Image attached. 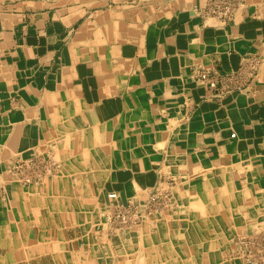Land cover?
Returning <instances> with one entry per match:
<instances>
[{"label": "crops", "instance_id": "1", "mask_svg": "<svg viewBox=\"0 0 264 264\" xmlns=\"http://www.w3.org/2000/svg\"><path fill=\"white\" fill-rule=\"evenodd\" d=\"M143 1L0 4V174L54 158L0 198V264H236L237 234L264 224V65L234 92L197 79L264 64V9L222 26L207 0ZM171 179L180 213L128 240L96 227Z\"/></svg>", "mask_w": 264, "mask_h": 264}, {"label": "rangeland", "instance_id": "2", "mask_svg": "<svg viewBox=\"0 0 264 264\" xmlns=\"http://www.w3.org/2000/svg\"><path fill=\"white\" fill-rule=\"evenodd\" d=\"M8 1H14V0H0V4L8 2ZM140 1L144 2L143 0H140ZM157 1L159 0H155V2ZM169 1L170 0H165V2H169ZM256 1L257 0H250V5H252L251 3H256ZM234 2H235L234 3L235 9H239L241 3H242L241 4L242 10L246 9L247 3L249 5L248 0H234ZM257 4L259 5L260 8L264 9V0H258ZM205 5L206 3L202 5V7H204ZM235 22L236 20H232L229 24H234ZM211 23L214 25L222 24L221 21H218L216 19L212 20ZM229 24H227L226 26H228ZM222 26H225V25H222ZM263 65L264 64L261 63L260 69H262ZM260 69H259V72L261 71ZM259 74L260 73H257L255 77L253 78V80L258 78ZM46 158L47 156L42 158L41 160H37L32 166H31V163L33 160L31 162L28 160H25V162H22V159L20 158H18V160L14 164H11L10 165L11 167H9L7 174L5 173L0 174V198L2 197L1 199H4L7 196L5 191L7 189V186H9L12 183V181L28 186L32 183H35L36 181H41L43 178L48 176L49 174L48 173L46 174V172L48 171L47 167L49 165H53L54 158L52 157L50 160ZM56 159H58V157ZM56 168L59 170L57 165L55 166V169ZM43 169L44 171H42ZM28 177L32 178V181L30 180L31 182L27 179ZM176 182H177V179H176ZM177 190L179 192L181 189H175V191H173L174 199L172 201L169 200L166 202L167 194L165 193L158 200L159 204L161 203L160 206L158 204L157 206L152 207L150 211H148V209L145 208L144 206H140L141 213L147 214L148 216L146 218L150 219L149 221H151V218L152 220H156L162 216L164 218L166 216L176 215L178 212L180 213L182 210V207L180 204V200L176 197ZM113 208L114 207L112 208L110 207L108 209L105 208L101 212L99 211L100 214H103L102 216L104 217L98 222L101 223L102 220L104 221L106 219V216L112 213ZM145 224L147 223L141 222L140 224H137L134 228L132 227V229H129L124 233H120L117 235L115 234L116 235L115 237H119V235L122 234L123 240H128L130 235L135 234L136 232L142 230ZM104 225H105L104 223L101 224V230H100L101 233L105 235H110L111 233L110 234L106 233L107 227L106 225L105 226ZM249 230L250 231L248 232L237 234V236L235 237L233 241L232 252L231 254H228L227 256L229 260H231L233 263L236 262V264H239V263L241 264H264V224L260 226H255ZM129 233H132V234H129ZM111 235H113V233ZM5 255L7 256V258ZM14 258L15 257L14 256L12 257L11 254H0V262H6L8 260L9 263H14L15 261ZM4 259H7V260H4Z\"/></svg>", "mask_w": 264, "mask_h": 264}, {"label": "built area", "instance_id": "3", "mask_svg": "<svg viewBox=\"0 0 264 264\" xmlns=\"http://www.w3.org/2000/svg\"><path fill=\"white\" fill-rule=\"evenodd\" d=\"M234 3V0H207L206 5L204 7L200 6L197 9V12L206 20L216 19L221 21V25H227L232 20H236L237 16L242 11V3L240 2L241 4L239 9L234 8ZM259 69V59L255 58L253 60V58H245L243 66L237 71L220 72L215 68L206 67L199 70L197 79L210 89L234 92L235 89L240 87L239 84H245L248 81H252L255 75L259 73ZM34 163L35 162H32L31 166ZM47 168L48 171L46 174L53 171L52 165H49ZM42 171H44V169ZM27 179L32 181V178L30 177ZM174 182H176V180L171 179V184L167 186H160L154 190L150 194L148 202L144 207L150 211L152 207L159 204V198L165 193L167 194L166 202L169 200L172 201L174 199L173 191H175L177 186ZM117 197L118 195L116 193L110 194V198L112 199H116ZM160 205L161 203L159 206ZM140 206L143 205L136 204V202L132 201L126 205L114 206L112 213L107 215L104 221L102 220L101 223L96 224V227L101 230V224L104 223L107 227L106 233H113L116 235L124 233L127 230L132 229V227L134 228L137 224H140L141 222L143 223L145 218L148 216L145 213H141Z\"/></svg>", "mask_w": 264, "mask_h": 264}]
</instances>
